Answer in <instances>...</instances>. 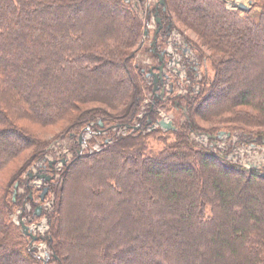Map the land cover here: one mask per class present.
Instances as JSON below:
<instances>
[{
	"label": "trees",
	"instance_id": "trees-1",
	"mask_svg": "<svg viewBox=\"0 0 264 264\" xmlns=\"http://www.w3.org/2000/svg\"><path fill=\"white\" fill-rule=\"evenodd\" d=\"M162 1L147 14L193 33L212 75L196 95L169 97L184 123L143 134L158 100L133 125L145 99L134 58L147 19L130 0H0V264H264V172L191 139L264 127V0L243 16L223 0ZM90 124L133 134L65 165L42 260L10 222L24 203L12 186L47 152L42 130L79 134ZM238 139L264 144L260 134Z\"/></svg>",
	"mask_w": 264,
	"mask_h": 264
},
{
	"label": "rangeland",
	"instance_id": "rangeland-1",
	"mask_svg": "<svg viewBox=\"0 0 264 264\" xmlns=\"http://www.w3.org/2000/svg\"><path fill=\"white\" fill-rule=\"evenodd\" d=\"M129 1V0H127ZM134 6H135V12L139 16V18L142 20L143 24H145L146 20V27L145 31H147V35L143 36L145 39L143 40V44L141 45V50L136 52L135 58H134V65L139 66L140 70L142 71V77L145 81L146 85L144 86V101L142 106L140 107L139 113L137 115V118L133 122V125H141V122L145 120V117L147 116V110H148V104L152 100L151 98V87L154 86L153 84V78L147 77L146 74H148L149 69L152 66L159 65V61L157 60L156 55H150L147 51L148 48H152L153 45L156 48V50L159 52L165 51L176 53L175 49L178 48L179 52L176 58L173 59V56L170 57H164V62L167 66L163 69V76L164 77V85H162L163 94L159 95L158 101L155 105H153L154 108L158 110V113L153 116L154 120L161 121L165 120L168 122H172L174 128L176 129V126L178 124H182L185 122V119L182 115L179 113L176 114L169 109L170 101L169 97L173 98L175 96H181L183 97H190L192 94L191 92H187V89L189 91H193L192 84L196 86L199 85L202 80V74H207L209 77L212 75L210 74V68L209 64L203 62L201 63L199 61V58L196 56V53L193 51V48L191 47V43H197V37L188 31L185 27L181 26L178 23H175L172 21V23H175L176 25H173L171 28L169 26V31H165L164 36H160L161 32H157L158 25L156 24V14L151 12L149 15L147 14V9H152L157 3H159L161 0H130ZM226 4V8L230 11H239L241 16H243L245 13H254L259 10V8L256 6L255 0H223ZM242 4L247 9L246 10H240L238 8V5ZM162 5V4H161ZM165 24H168L166 21ZM165 26V25H164ZM171 28V29H170ZM188 48L191 50L192 54L190 57L194 61L196 65V70L199 74V78L197 81H193L191 83V80H185V78H182L183 76L179 75V71L177 74L173 73L171 69H168V63L174 60H178L181 56V50L180 48ZM184 51V50H183ZM204 53L207 54V52L204 50ZM185 61H189V57L182 56L181 63ZM192 61V62H193ZM180 63V65H181ZM186 76V79L189 78ZM152 82V85H151ZM191 83V84H188ZM191 87H190V86ZM190 87V88H189ZM186 96H185V95ZM101 107V105L94 103L92 105H88V107ZM85 108V109H86ZM106 111L110 114L112 111L109 109H106ZM146 115V116H145ZM198 124L203 130H211L212 125L210 123H204L199 122ZM155 125V124H154ZM225 126V125H223ZM62 126H58L55 128L50 129H44L42 130L43 134L40 137V140L42 142H49V145L47 147V152L43 155V157H39L35 161H33L26 170L19 176V185L17 187L12 186V199L14 198H20L23 199L22 202L23 205L18 207L14 210V212L10 215V222L13 224L14 227H16L20 234L25 238V247L27 249H30L31 252L34 251L35 255L41 258L42 260H46L51 256V250L48 247V242L46 240V237L49 234L50 231V225H49V219L52 217L54 208H55V200H56V194H55V188H57L59 184L60 175L65 167V165L71 161L74 157L83 155V154H94L99 152L103 145L112 144L115 142V140H118V138H121L123 136L132 135V130H128V128H118L113 127L110 128V125H107L106 128L102 129V127H95V124H90L89 127L85 128V131L81 133H73L71 132V135L69 133H63L64 129L62 130ZM225 128V127H224ZM68 129V128H67ZM157 129H160L163 132H166L168 130L162 129L161 127H154L153 129H147L143 132L145 134L146 132H153ZM65 131H67L65 129ZM98 132L99 134L96 136L94 132ZM240 131H244L243 134L245 135H251V136H258V134L264 136V127H244L240 129ZM230 137L226 138V135L221 137L218 142L217 146L218 148L222 149L223 151L227 152L226 159L230 161L233 164H239L245 169H262L264 172V144L263 145H252V144H244L239 142L240 133L237 131L236 133H232ZM196 135V136H195ZM206 135L204 132L201 134H191V139L196 142L200 147L203 148H210L211 146V138L204 139ZM197 136H203L200 139L197 138ZM81 137L80 142H78V138ZM235 141V142H234ZM85 143L87 145H85ZM150 147L152 148L153 152H158L160 147L162 146L158 141L149 139ZM125 164V163H124ZM126 165V164H125ZM129 166V165H127ZM47 175L51 176L50 181H44V179H39L37 175ZM79 181H82V176L78 177ZM7 181V179H6ZM23 182L21 184V182ZM44 188L48 189L47 194L45 195L44 199H40V195ZM250 191H254L253 189H249ZM243 190H241L242 192ZM240 192V193H241ZM255 192V191H254ZM239 193V194H240ZM30 199L27 200L26 199ZM35 206H41V213L40 216H35ZM260 211H262V208L260 207ZM21 225H25L28 227L29 233H31L33 236L37 237V241L32 242L31 239L24 235L21 229ZM49 264H56L54 262H51Z\"/></svg>",
	"mask_w": 264,
	"mask_h": 264
},
{
	"label": "built area",
	"instance_id": "built-area-1",
	"mask_svg": "<svg viewBox=\"0 0 264 264\" xmlns=\"http://www.w3.org/2000/svg\"><path fill=\"white\" fill-rule=\"evenodd\" d=\"M180 50H181V56L179 57V59L178 60H176V61H172L171 62V60H170V62L168 63V69H171L172 70V72L173 73H175V74H177L178 73V71H179V75L180 76H183L182 78H185V80H191V83L193 82V81H197L198 80V78L200 77L199 76V74H198V72H197V70H196V65H195V63H194V61L192 60V58L190 57V55L192 54V52H191V50L190 49H188V48H185L184 46H183V48H180ZM184 50V51H183ZM175 52L177 53V55H178V52H179V49L178 48H176L175 49ZM176 53L174 54V53H172V52H168V50H167V52H165V51H163V54H164V57L166 56H168V57H170V56H173V59L174 58H176L177 57V55H176ZM182 56H185V57H189V61L188 62H185V61H183L182 63H181V59H182ZM193 61V62H192ZM180 63H181V65H180ZM165 66H167L166 64L164 65V68H165ZM192 70H193V74L191 75V73H192ZM188 75H191V77L189 76V78H187L186 79V76L188 77ZM189 82V81H188ZM191 83H188V84H191ZM190 86V85H189ZM192 86H193V88H192V90L193 91H189V89H187V92H186V94L188 93V92H191V94L193 95V94H197L198 92H199V89H200V87H199V85L197 84L196 86H194V84H192ZM191 87V86H190ZM189 87V88H190ZM185 95V94H184ZM191 95V96H192ZM151 96H152V93H151ZM186 96V95H185ZM157 111V113H158V110H156ZM162 121H164V122H167V121H165L164 119L162 120ZM155 124V125H154ZM151 127H149V129H153L154 127H159V125H158V121L157 122H155ZM95 133V132H94ZM226 135V138H228V137H230L228 134H219L217 137H216V140H214V141H211V146H209L210 148H213V149H218V150H221V151H223L222 149H220V148H218V147H216L217 146V142H218V140L221 138V137H223V136H225ZM196 136V135H195ZM205 137H203V136H197V138L198 139H200L201 137H203L204 139H209V136H207V135H204ZM202 139V138H201ZM78 142H80L79 141V138H78V140H77ZM82 141V140H81ZM235 142V141H234ZM85 145H87L86 143H85ZM45 175V174H44Z\"/></svg>",
	"mask_w": 264,
	"mask_h": 264
},
{
	"label": "water",
	"instance_id": "water-1",
	"mask_svg": "<svg viewBox=\"0 0 264 264\" xmlns=\"http://www.w3.org/2000/svg\"><path fill=\"white\" fill-rule=\"evenodd\" d=\"M160 4H163V1H160ZM238 8L240 10H246L247 8L242 4L238 5ZM157 20V19H156ZM158 21V20H157ZM147 35V31H144V36ZM159 61H162V56L159 57ZM156 71V72H154ZM161 71H162V65H160L159 67L155 68V69H150L147 76L152 77L153 78V84H154V92L156 93L157 91V82L161 79ZM158 125L165 130H175L173 124L171 122H164V121H159ZM223 134V133H221ZM79 141H81V139H79ZM37 177H39V179H44V181H50L51 180V176H47V175H37ZM17 187V186H15ZM48 189L44 188L41 195H40V199L43 200L45 195L47 194ZM41 213V206H37L35 208V216L39 217ZM21 229L22 232L24 233V235L28 236L32 242L37 241V237L33 236L31 233H29L28 231V227L25 225H21Z\"/></svg>",
	"mask_w": 264,
	"mask_h": 264
},
{
	"label": "flooded vegetation",
	"instance_id": "flooded-vegetation-1",
	"mask_svg": "<svg viewBox=\"0 0 264 264\" xmlns=\"http://www.w3.org/2000/svg\"><path fill=\"white\" fill-rule=\"evenodd\" d=\"M159 4H160V2H159ZM156 14V13H155ZM156 16H157V14H156ZM157 20H156V24L158 25V28H157V32L159 33V32H161V34H160V36H164V32L165 31H169V26L167 27V28H164V26H163V24H162V22H161V20L159 19V18H156ZM167 31V32H168ZM151 52H152V54L153 55H156L157 56V60L159 61V57L160 56H162V61H159V65H154V66H152L150 69H155V68H157V67H159L160 65H162V71H161V79L157 82V91H156V93L158 94V92H159V95H161V94H163V87H162V85H164V77H162L163 76V69H164V65H165V62H164V54H163V51L162 52H159L158 53V51L156 50V48L154 47V45H153V47L151 48ZM149 69V70H150ZM154 72H156V71H154ZM146 76H147V74H146ZM148 78H149V76H147ZM163 88V89H162ZM156 94V95H157ZM156 95H155V99H154V101H153V104L158 100L157 98H159V95H158V97L156 98ZM162 96V95H161ZM149 125H150V123H149ZM148 125V126H149ZM138 129V128H137Z\"/></svg>",
	"mask_w": 264,
	"mask_h": 264
}]
</instances>
